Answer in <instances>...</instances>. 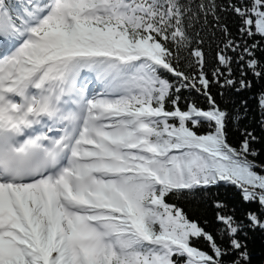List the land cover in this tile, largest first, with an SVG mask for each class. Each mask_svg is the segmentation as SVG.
<instances>
[{
	"label": "snow or ice",
	"instance_id": "1",
	"mask_svg": "<svg viewBox=\"0 0 264 264\" xmlns=\"http://www.w3.org/2000/svg\"><path fill=\"white\" fill-rule=\"evenodd\" d=\"M261 42L264 0H0V264H251L264 212L214 235L176 201L224 184L264 209L256 137L233 146L211 93L264 79Z\"/></svg>",
	"mask_w": 264,
	"mask_h": 264
},
{
	"label": "trees",
	"instance_id": "2",
	"mask_svg": "<svg viewBox=\"0 0 264 264\" xmlns=\"http://www.w3.org/2000/svg\"><path fill=\"white\" fill-rule=\"evenodd\" d=\"M189 2L196 4L200 0H189ZM218 2L226 3L227 0H218ZM209 20H211V17H209ZM224 21L228 24L229 31L237 42H241L242 39L247 40L248 44L254 42L251 38L239 37L238 27L240 21L238 17L225 15ZM217 36L222 38V34L219 32H217ZM255 40H260V38L255 37ZM261 43L264 44V42ZM204 48L206 52L205 70L211 73L215 65L213 59L216 51L215 44L209 46L206 43ZM256 56L264 61V51L258 49ZM233 75L237 80L240 78L239 64H233ZM247 79L251 82L252 86L250 88L236 91L235 88L221 87L214 84L211 87V93L221 109L226 110L230 115L227 125L229 142L233 146H239L245 138L242 133L245 131L251 132L256 137V140L252 141L251 147L259 152V156L256 158L257 162L264 163V110H261L258 104V96L261 92H264V79L256 78L250 72ZM221 83H223V78H221ZM182 96L184 100L195 101L201 107H207L206 98L200 94L184 91ZM203 131L205 129H201V132ZM217 201L222 202L225 207L218 209L215 206ZM176 203L184 209L189 218L198 221L214 235L217 229L221 227L216 219L218 213L234 215L238 220L247 224L245 217L248 211L256 210L258 214L264 212V209H259V206L255 203H245L236 187L224 184L207 191L197 192L194 196H185L177 200ZM240 238L247 244L251 253V264H264V230L246 227ZM198 246L207 250V244L203 240L199 241ZM231 258V256H228L225 257V260H231Z\"/></svg>",
	"mask_w": 264,
	"mask_h": 264
},
{
	"label": "rangeland",
	"instance_id": "3",
	"mask_svg": "<svg viewBox=\"0 0 264 264\" xmlns=\"http://www.w3.org/2000/svg\"><path fill=\"white\" fill-rule=\"evenodd\" d=\"M249 159H252L251 157H249Z\"/></svg>",
	"mask_w": 264,
	"mask_h": 264
}]
</instances>
